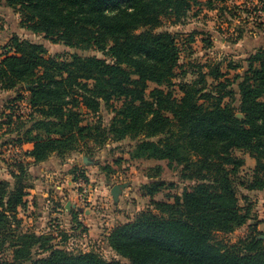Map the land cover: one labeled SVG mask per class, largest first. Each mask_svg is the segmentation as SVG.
Segmentation results:
<instances>
[{
  "label": "trees",
  "instance_id": "16d2710c",
  "mask_svg": "<svg viewBox=\"0 0 264 264\" xmlns=\"http://www.w3.org/2000/svg\"><path fill=\"white\" fill-rule=\"evenodd\" d=\"M202 2L7 0L28 30L68 47L95 48L111 61L79 54L66 61L18 36L0 44V91L24 85L29 92L32 123L12 142L16 148L33 144L24 152L31 161L10 168L14 184L0 180V254L13 249V259L0 255V264H264V233L254 224L256 235L231 246L214 239L215 233L235 232L253 220V203L244 195L241 204L237 179L246 190H264V49L251 54L247 69L237 76V93L227 89L234 80L211 67L207 74L216 82L214 91L201 86L204 73L179 85V100L159 87L145 94L149 81L170 84L180 59L173 34L158 31L162 17L180 20ZM113 98L123 99L120 117L108 129L115 140L137 139L138 151L150 152L190 181L182 193L169 197L173 201H157L155 195L175 183L161 178L163 165L149 170L141 196L151 198L155 212L115 226L106 238L124 261L97 251L71 253L54 243L52 234L24 230L19 217L28 204L29 164L80 152L92 141L104 144L106 129L85 124L83 109L98 113ZM22 116L13 110L3 124L10 127ZM236 151L256 161L248 177L240 175L245 159Z\"/></svg>",
  "mask_w": 264,
  "mask_h": 264
},
{
  "label": "rangeland",
  "instance_id": "374dc122",
  "mask_svg": "<svg viewBox=\"0 0 264 264\" xmlns=\"http://www.w3.org/2000/svg\"><path fill=\"white\" fill-rule=\"evenodd\" d=\"M158 31L172 33L181 53L171 83L158 86L154 82H147L145 90L147 97L154 88L159 87L171 92L173 97L179 100L182 97L179 85L186 81H194L204 73L208 75L211 67H219L222 73L234 80L227 89L235 90L237 93V84L240 81L237 76L243 74L247 69L250 55L259 49H264V7H262L261 0H212L211 5L207 4V0H203L200 5L194 6L180 20H176L170 15L162 17ZM13 36L41 44L48 50L49 55L60 57L66 61L71 60L73 54L84 57L96 56L111 61L107 53L95 48L68 47L62 43L50 41L43 34H36L28 30L22 25L21 14L9 6L7 0H0V44L7 45ZM203 85L207 92L214 91L213 87L216 82L208 75L205 84H201V86ZM26 87L19 85L11 90L0 91V180H7L12 185L14 180L9 173L10 168L15 163L31 161L24 155L28 145H25L24 148H16L12 142L29 129L32 123L27 119L30 108L26 99L29 96ZM19 95H23V100L19 99ZM122 100L113 98L111 106L103 105L98 113L83 109L85 124L100 125L106 129L103 131L107 133L105 138L107 141L104 144L92 141L89 144H82L80 146L82 150L76 153L77 155L71 153L62 158L52 155L46 162L38 165L29 164L28 181L32 190H29L27 201H33L34 204L31 202L29 204L31 208L21 213L25 222L24 227L32 231L37 229L40 232L46 230L48 234L52 233L56 237L54 243L71 253L97 251L108 260L124 261L121 256L108 249L106 245L93 242L90 234L83 229L85 224L82 223V226L78 228V224L72 222L71 216H51L50 211L56 210L67 199H73L74 195H78L79 203L82 205L80 207L83 209H91L92 206L97 205L94 210L97 213L98 225L101 224L102 227L110 229L134 220L144 211H154L150 204L151 198L141 196V186L150 181L149 174L151 172L149 170L151 168L163 165L164 172L161 178L168 183H175L174 187L166 186L162 192L156 194L154 199L157 201H173L169 197L182 193L185 186L190 183L181 177L182 172L179 169H170L165 162L155 159L150 152L138 151L137 139L128 137L115 140L116 138L108 129L113 119L120 117L118 109L121 108ZM13 110L23 115V118L9 127L8 124L3 123L6 121V116ZM236 154L245 159V166L240 170V175L244 178L248 177L252 168L251 157L240 151H236ZM84 156L89 158L90 164L84 162ZM58 171L60 174H57ZM57 179H60L65 185L64 190L61 191L57 188L62 184H58ZM238 180H236V186L240 202L244 203L242 196L248 195L250 201L255 203L256 196L241 187ZM82 182H85L89 190L85 197L86 200L83 201L80 199V193L83 191ZM117 184H127L128 186L124 188L120 200L116 204L110 189ZM98 191L105 192L99 197L103 198L106 206L98 205L96 202L93 204L92 194H96ZM36 225H38L37 228ZM257 233L247 224L229 234L215 233L214 239L231 246L241 239L254 236ZM64 235H67V239L70 238V240H64ZM0 255L3 259L12 260L13 249L7 247Z\"/></svg>",
  "mask_w": 264,
  "mask_h": 264
},
{
  "label": "crops",
  "instance_id": "0c3cea01",
  "mask_svg": "<svg viewBox=\"0 0 264 264\" xmlns=\"http://www.w3.org/2000/svg\"><path fill=\"white\" fill-rule=\"evenodd\" d=\"M25 145L26 146L28 145V149H26V151H31L33 149V144H25ZM25 145H23L22 147L24 148ZM76 153H79V152H75V153L72 152V154H76ZM55 156H57V155H55ZM251 159H252L251 167L253 168L256 165V161L253 158H251ZM57 174H60L59 171H58ZM57 180H58V184L62 183L61 186H59L57 188L59 190H61V191L64 190V188H66V187L63 184V182H61L60 179H57ZM111 189H110V193H111ZM29 190H32V188L29 189ZM100 192L98 191L96 194H92L93 199H94L93 204L96 202L98 205L106 206V204H104L103 198L99 197L100 194L104 195L105 192H102V191H100ZM251 192H252L253 196H256V201H255V203H253V207H254V209H253V220L249 221L248 225L254 224V226L257 228L258 231H261L262 233H264V190H253ZM72 193H74L73 190H72ZM60 195H62L61 192H60ZM28 196H29V194H28ZM51 196H53V195H51ZM27 197H26V200H27ZM60 199H62V198L60 197ZM31 202L33 203V201L28 202L27 207L25 209L19 211V217L21 219L23 218L21 216V213L24 212V211H28V209L31 208L30 205H29ZM68 203L72 204V205H70L71 209H68V207H67ZM241 204L244 205V203H241ZM73 205H76L77 207L82 206L81 203H79L78 195H74L73 199L72 198L67 199L64 203H62V205L60 207L56 208V210H51L50 214H51V216L57 215L59 217L60 216L61 217L62 216L63 217L71 216V218L73 220L72 222L77 223L78 225H79V223L80 224H82V223L85 224V226H84L86 228L85 232L90 234V238H93V242L95 241V243H102L104 246L106 245L108 247V249H110L106 238H107L109 232L114 227L110 228V229H106V228L102 227L100 223H99L100 225H98V220H97V217H96L97 213L94 210V208L96 209L97 205L92 206L93 208H91V209L90 208H86L83 211H78L77 208L73 207ZM37 209H39L38 206H37ZM75 211H78L79 214H75ZM80 220H82V221H80ZM22 221H23L22 226L24 227L25 222H24L23 219H22ZM37 227H38V225H36V228ZM84 227H83V229H84ZM24 230H30V229L24 227ZM34 231L37 232L38 234H48V232L46 230L43 231V232H40L39 230L35 229ZM55 240H56V237H55ZM67 240L69 241L70 238L67 239ZM84 252H89V251H84Z\"/></svg>",
  "mask_w": 264,
  "mask_h": 264
},
{
  "label": "water",
  "instance_id": "95a60500",
  "mask_svg": "<svg viewBox=\"0 0 264 264\" xmlns=\"http://www.w3.org/2000/svg\"><path fill=\"white\" fill-rule=\"evenodd\" d=\"M238 117H243L242 114H238ZM89 158L87 156H84V162L89 163ZM127 184H117L114 185L111 189V196L113 198V201L117 204L120 200V195L122 194L124 188H126ZM71 203H68L67 207L68 209H71ZM74 208H77L78 211H83L84 209L82 207H77L76 205H73Z\"/></svg>",
  "mask_w": 264,
  "mask_h": 264
},
{
  "label": "built area",
  "instance_id": "2783aa9c",
  "mask_svg": "<svg viewBox=\"0 0 264 264\" xmlns=\"http://www.w3.org/2000/svg\"><path fill=\"white\" fill-rule=\"evenodd\" d=\"M81 187L83 188V191L80 193V199L83 201V200H86L85 197L87 196L89 190H88L87 185L85 184V182H82ZM89 201L90 200L88 199V202Z\"/></svg>",
  "mask_w": 264,
  "mask_h": 264
}]
</instances>
